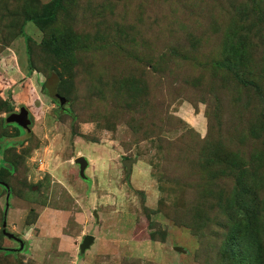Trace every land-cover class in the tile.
I'll use <instances>...</instances> for the list:
<instances>
[{
	"label": "rangeland",
	"instance_id": "rangeland-1",
	"mask_svg": "<svg viewBox=\"0 0 264 264\" xmlns=\"http://www.w3.org/2000/svg\"><path fill=\"white\" fill-rule=\"evenodd\" d=\"M53 2L0 0V264H225L235 156L264 264V0Z\"/></svg>",
	"mask_w": 264,
	"mask_h": 264
},
{
	"label": "trees",
	"instance_id": "trees-1",
	"mask_svg": "<svg viewBox=\"0 0 264 264\" xmlns=\"http://www.w3.org/2000/svg\"><path fill=\"white\" fill-rule=\"evenodd\" d=\"M60 1L61 0H54L52 5V10L49 13L47 14L43 13L41 15H33L29 18V20L34 22L40 21L41 19L53 20L55 18V10L60 4ZM55 51L58 53L61 51V48H56ZM67 103H68V99L66 104ZM0 152H1V148H0ZM230 155L231 154H229L228 156ZM234 159L240 163L237 166V175H238L237 180L240 183L242 182L243 185L247 187V191L245 197L235 198L231 200L232 203L234 204L233 207H227L229 209L228 221L230 222L231 227L228 231L226 241L223 245V247L228 250V254L224 255L226 259L225 264H251V254H249L250 253L249 247L251 248V246L246 240V233L248 232L246 228L247 226L241 225L240 221L242 217H245L246 214L252 210V207L250 208L251 190L255 189L257 186L256 183L251 186V183L249 182L250 180L249 170L251 171V166H253L254 160L242 164V162L236 156L234 157ZM1 181L2 180H0V184L3 183V181L2 182ZM257 191H259V188L257 189Z\"/></svg>",
	"mask_w": 264,
	"mask_h": 264
},
{
	"label": "water",
	"instance_id": "water-1",
	"mask_svg": "<svg viewBox=\"0 0 264 264\" xmlns=\"http://www.w3.org/2000/svg\"><path fill=\"white\" fill-rule=\"evenodd\" d=\"M52 94H53L54 98L58 101L59 106L60 107H64V105L67 102L66 97L60 95L58 92H55V91L52 92ZM6 120L8 122L15 123L18 126H20L22 128H25L27 130L30 129L31 119H30V115H29V110L25 106H21L19 111H14V112L8 113L7 116H6ZM74 162L79 166V175L82 178H87V176L84 173L85 168H86V166L88 164L87 158L82 156V155L81 156H77L74 159ZM124 162L127 165L128 170H129V168L131 166L130 165L131 162L130 161H126V160H124ZM2 184H4V183H2ZM93 214L97 218V213L95 211L93 212ZM2 232L7 237H9V238H11V239H13V240L18 242V244H19V248L18 249H22L23 248V246H24L23 239H21L15 233L10 232V231H8L6 229V221L5 220H3V222H2ZM93 241H94V236L92 234H86L83 237V240H82V242L80 244V251L84 252L86 249H88L91 246V244L93 243Z\"/></svg>",
	"mask_w": 264,
	"mask_h": 264
},
{
	"label": "flooded vegetation",
	"instance_id": "flooded-vegetation-1",
	"mask_svg": "<svg viewBox=\"0 0 264 264\" xmlns=\"http://www.w3.org/2000/svg\"><path fill=\"white\" fill-rule=\"evenodd\" d=\"M62 109H63V110H64V109L66 110V107H62ZM29 115H30V114H29Z\"/></svg>",
	"mask_w": 264,
	"mask_h": 264
}]
</instances>
